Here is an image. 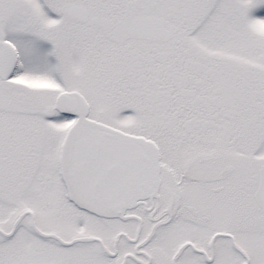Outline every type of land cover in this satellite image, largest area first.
<instances>
[{
	"label": "snow or ice",
	"instance_id": "1",
	"mask_svg": "<svg viewBox=\"0 0 264 264\" xmlns=\"http://www.w3.org/2000/svg\"><path fill=\"white\" fill-rule=\"evenodd\" d=\"M0 264H264V0H0Z\"/></svg>",
	"mask_w": 264,
	"mask_h": 264
}]
</instances>
